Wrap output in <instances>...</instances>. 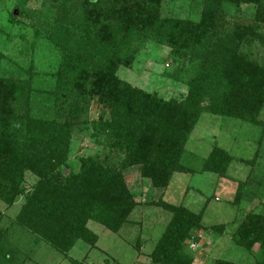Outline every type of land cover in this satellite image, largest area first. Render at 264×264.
<instances>
[{
	"label": "trees",
	"instance_id": "obj_1",
	"mask_svg": "<svg viewBox=\"0 0 264 264\" xmlns=\"http://www.w3.org/2000/svg\"><path fill=\"white\" fill-rule=\"evenodd\" d=\"M51 1L36 36L42 34L58 52L55 70L40 75L30 65L0 76V202L12 207L24 194L25 174L35 176L12 227L32 235L34 245L44 242L67 257L78 241L95 247L98 237L87 227L89 222L111 233L129 222L139 204L124 170L138 167L141 180L158 190L167 188L174 173H187L181 160L203 114L264 126L259 120L264 61L240 53L249 41L264 42V34H259L264 0H198L200 24L191 26L161 17L162 0H76L77 6L71 0ZM240 4L257 7L254 25L226 31L219 26L218 14L225 6ZM145 40L168 47L173 66H180L188 53L196 59L183 96L164 100L116 77L119 64L131 59L136 45ZM90 99L103 107L90 122L91 138L122 154V161L115 168L97 155L81 157L77 171H66L72 136L81 130L80 124H87L79 119ZM231 160L228 152L214 147L201 170L223 177ZM244 190L242 185L236 192V206ZM146 204L171 214L151 260L190 264L183 244L192 231L202 228V210L194 213L160 200ZM224 230V225L212 227L217 233ZM8 231H0V264H8L13 253V247L6 249ZM233 240L247 252L257 246L254 264H264V214H246Z\"/></svg>",
	"mask_w": 264,
	"mask_h": 264
},
{
	"label": "rangeland",
	"instance_id": "obj_2",
	"mask_svg": "<svg viewBox=\"0 0 264 264\" xmlns=\"http://www.w3.org/2000/svg\"><path fill=\"white\" fill-rule=\"evenodd\" d=\"M51 0H0V76L16 74L32 65L38 74L55 70L58 52L43 38L36 36L41 28L43 15L52 8ZM72 5L76 0H71ZM17 15H14V11ZM253 4L238 7L225 6L217 19L226 31L254 25ZM202 7L198 0H162L160 15L200 24ZM16 19H13L12 16ZM259 34H264V24ZM135 55L120 63L116 77L126 83L168 100L179 98L186 92V82L196 68V59L184 58L180 66L169 60L170 49L164 45L145 40L138 44ZM240 53L251 61H264V42L249 41L240 48ZM47 77V76H46ZM48 79V78H47ZM88 109L79 121H87L81 130L74 132L66 171H77L79 159L97 155L102 162L119 168L122 154L114 153L106 145L98 146L91 138L90 122L97 119L103 107L96 99H90ZM264 124V109L259 115ZM102 141L100 138H97ZM214 147L228 152L232 160L225 176L203 172L204 160ZM181 164L187 173H174L166 189L158 190L142 181L138 167L123 171L126 184L139 204L117 233L89 222L87 227L98 237L95 247L78 241L63 257L53 252L44 242L33 244V236L19 232L14 219L36 182L30 173L24 176L19 196L10 208L0 202V231L8 228L6 249L13 247L8 264H71L69 259L82 264H159L151 260L150 253L160 239L171 214L161 207L147 202L164 201L182 205L194 213L202 210V228L192 231L184 241L183 249L191 258L190 264H215L222 260L234 264H254L258 247L245 251L234 240V234L246 214H264V126L256 127L230 117L203 114L190 134ZM244 186L243 200L239 206L234 197ZM224 225L222 233L212 227Z\"/></svg>",
	"mask_w": 264,
	"mask_h": 264
},
{
	"label": "water",
	"instance_id": "obj_3",
	"mask_svg": "<svg viewBox=\"0 0 264 264\" xmlns=\"http://www.w3.org/2000/svg\"><path fill=\"white\" fill-rule=\"evenodd\" d=\"M14 15H17V11L16 10L14 11Z\"/></svg>",
	"mask_w": 264,
	"mask_h": 264
}]
</instances>
